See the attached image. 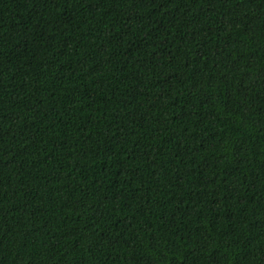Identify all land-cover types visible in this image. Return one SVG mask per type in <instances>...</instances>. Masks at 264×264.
<instances>
[{
    "label": "trees",
    "instance_id": "16d2710c",
    "mask_svg": "<svg viewBox=\"0 0 264 264\" xmlns=\"http://www.w3.org/2000/svg\"><path fill=\"white\" fill-rule=\"evenodd\" d=\"M0 264H264V0H0Z\"/></svg>",
    "mask_w": 264,
    "mask_h": 264
}]
</instances>
